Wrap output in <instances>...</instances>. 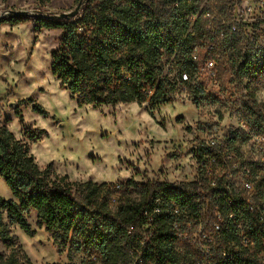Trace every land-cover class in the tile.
Here are the masks:
<instances>
[{
	"label": "trees",
	"instance_id": "1",
	"mask_svg": "<svg viewBox=\"0 0 264 264\" xmlns=\"http://www.w3.org/2000/svg\"><path fill=\"white\" fill-rule=\"evenodd\" d=\"M205 15L198 0H89L81 15L71 21L16 17L0 22H33L40 28L63 30L59 49L52 55V74L79 107L146 103L159 107L172 103L179 87L192 88L200 72L195 52L212 46L209 53L217 59L218 47L213 45L222 34V48L242 55L233 74L238 80H248V90L264 73V51L256 49V38L241 46L238 29L232 31L233 26L225 27L223 22L209 27ZM165 59L172 61L167 74ZM255 92L249 94L254 106ZM193 96L197 108L211 98L202 85L194 87ZM29 102L35 111L47 115L33 99ZM246 108L255 115L252 107ZM25 134L35 141L46 135L28 130ZM230 142L237 140L234 137ZM199 153L200 161L204 149ZM0 177L13 196L12 200L0 197V246L10 250L9 255L0 253V264H30L11 228L16 225L34 238L37 232L27 219L32 212L39 229L61 236L75 251L83 252L89 264H130L142 227L148 224L145 213L153 215L150 226L155 234L145 253L153 264H261L258 224L242 204L228 206L224 199L218 200L222 215L218 232L213 230L214 205L201 221L197 199L204 182L147 183L139 199L129 193V185L73 183L58 175L52 165L38 167L27 143L18 141L4 126H0ZM110 204L119 206L113 211ZM156 208L158 214H154ZM175 223L180 231L192 230L188 239L176 237ZM239 223L249 229L252 241L247 245L239 237ZM200 226L203 236L194 239Z\"/></svg>",
	"mask_w": 264,
	"mask_h": 264
},
{
	"label": "rangeland",
	"instance_id": "2",
	"mask_svg": "<svg viewBox=\"0 0 264 264\" xmlns=\"http://www.w3.org/2000/svg\"><path fill=\"white\" fill-rule=\"evenodd\" d=\"M198 1L209 27L216 28L219 22L233 26L232 31L238 29V37L243 38L241 46L254 37L256 49L264 51V0ZM77 5L76 0H0V15L10 11L58 15ZM62 34L61 28L48 30L33 22H0V126L27 143L41 169L52 165L58 175L73 183L129 185V193L139 199L144 184L187 185L199 179L202 145L235 137L244 153L248 152V135L264 133V73L248 90V80H238L233 74L242 55L222 48L223 34L213 45L218 47L217 59L209 53L212 46L194 54L199 70L213 62V71L199 72L192 88L177 87L172 103L99 109L79 107L52 74V55L59 49ZM171 62L165 59V74L171 71ZM198 85L211 98L197 108L193 89ZM254 90L256 106L249 96ZM29 99L47 115L35 111ZM246 107H252L255 115ZM27 130L46 135L35 141L25 134ZM0 197L13 199L1 177ZM110 205L113 211L119 206ZM27 219L37 232L34 238L16 225L11 232L30 264H89L87 256L61 236L39 229L36 213ZM0 253L9 255L10 250L0 246Z\"/></svg>",
	"mask_w": 264,
	"mask_h": 264
},
{
	"label": "built area",
	"instance_id": "3",
	"mask_svg": "<svg viewBox=\"0 0 264 264\" xmlns=\"http://www.w3.org/2000/svg\"><path fill=\"white\" fill-rule=\"evenodd\" d=\"M214 63L209 62L205 71H213ZM200 69V72L204 71ZM244 130V129H243ZM248 135V152L240 151L236 144L230 142V139L220 143L218 140L202 145L204 154L199 161L201 177L194 182H204V189L199 188L197 203L199 205L201 221L208 218V211L214 205L216 222L213 230L218 232L222 223V215L217 206L218 200L224 199L228 206L237 203L242 204L246 211L257 221V236L262 242V252L259 257L261 264H264V133H255ZM227 142V143H226ZM159 201L156 202L158 204ZM160 212L155 209L154 214ZM178 211H176L177 213ZM148 224L142 227L141 238L137 239V251L132 252V261L130 264H153L146 259L145 253L149 252V239L155 230L151 228L152 216L145 213ZM229 219H234L233 214H229ZM242 239V244H249L252 238L248 236L247 226L239 223L238 225ZM176 237L188 239L191 231H180L175 223ZM132 232H129V235ZM194 239L203 236V228L194 231ZM205 237V236H204ZM253 247V244L251 245ZM209 252V250H205ZM95 260V259H94ZM96 261V260H95Z\"/></svg>",
	"mask_w": 264,
	"mask_h": 264
},
{
	"label": "water",
	"instance_id": "4",
	"mask_svg": "<svg viewBox=\"0 0 264 264\" xmlns=\"http://www.w3.org/2000/svg\"><path fill=\"white\" fill-rule=\"evenodd\" d=\"M89 0H81L76 8L69 13L62 14H43L40 12H28V11H10L0 15V21L6 18H16V17H28V18H41V19H51V20H75L78 18L84 10V7L88 4Z\"/></svg>",
	"mask_w": 264,
	"mask_h": 264
}]
</instances>
